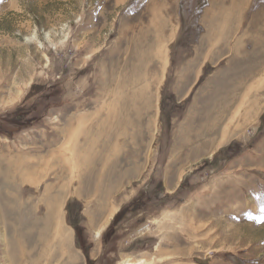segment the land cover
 Instances as JSON below:
<instances>
[{
  "label": "rangeland",
  "instance_id": "374dc122",
  "mask_svg": "<svg viewBox=\"0 0 264 264\" xmlns=\"http://www.w3.org/2000/svg\"><path fill=\"white\" fill-rule=\"evenodd\" d=\"M60 153L96 158L97 181L41 160ZM42 247L39 264H264V0L0 2V264Z\"/></svg>",
  "mask_w": 264,
  "mask_h": 264
},
{
  "label": "bare ground",
  "instance_id": "6f19581e",
  "mask_svg": "<svg viewBox=\"0 0 264 264\" xmlns=\"http://www.w3.org/2000/svg\"><path fill=\"white\" fill-rule=\"evenodd\" d=\"M217 4H219V2L217 3ZM224 3L222 2L221 4H219L221 7H222V5H223ZM216 6H218V5H216ZM224 7H225V5H224ZM230 10V9H229ZM232 10V9H231ZM224 12V11H223ZM236 18H237V15H236ZM216 20L214 21V23L212 24V27L213 28H215L216 26H217V24H218V18H215ZM143 27V26H142ZM146 29V28H145ZM138 32V31H137ZM136 32V33H137ZM151 34V33H150ZM158 38H160V36H158ZM156 40H157V38H156ZM161 41V40H160ZM159 41V42H160ZM151 51V50H150ZM142 53V52H141ZM218 53H220V52H218ZM140 55V54H139ZM141 57V56H140ZM149 57V56H148ZM145 58V57H144ZM138 61V60H137ZM132 65V64H131ZM146 66V65H145ZM137 73V72H136ZM135 73V74H136ZM142 75V74H141ZM138 77H140V76H138ZM137 78V77H136ZM124 85H125V83H123ZM124 105V104H123ZM122 105V107H125V106H123ZM127 106H129V105H127ZM109 107H111V106H109ZM121 107V108H122ZM141 108H144V103H142V106H141ZM130 108L129 107H126V108H124L123 110H122V112L123 111H125V115L127 116L128 115V110H129ZM117 112V111H116ZM137 112V111H136ZM147 112V111H146ZM109 113H111V114H109ZM107 115L108 116H106V114H104V120L107 118V120L106 121H104L105 123L107 122V124L110 122V121H112L113 120V117H114V109L112 108V111H111V109H110V112H109ZM121 113V112H120ZM119 115V114H118ZM128 117V116H127ZM116 119V118H115ZM121 119V118H120ZM70 120V119H69ZM103 121H102V124L104 123ZM130 122V121H129ZM78 123H79V121H78ZM121 123L122 124H126L127 123V125H129L128 124V120H121ZM111 124V123H110ZM114 124L116 125H114L113 126V128H116L117 126H118V124L116 123V120H115V122H114ZM113 125V124H112ZM81 126V125H80ZM103 126V125H102ZM101 127V126H100ZM105 127V126H104ZM119 127V126H118ZM71 128V127H70ZM110 128H112V127H110ZM66 130V129H65ZM99 130V129H98ZM103 130H104V128H103ZM116 131L118 130V129H115ZM77 131V134H79V136L81 135V128L80 129H77L76 130ZM100 131V130H99ZM109 130H108V128L106 127V130H105V133L107 134V132H108ZM100 133H102V130H101V132ZM115 132L114 131H110V133H108L107 134V136L109 135V136H112L113 134H114ZM66 134V133H65ZM71 134H75V133H73V130L72 129H70V131H67V134L66 135H71ZM99 134V133H98ZM105 135V134H104ZM93 137V136H92ZM104 137V136H103ZM78 140V143H77V146H76V150H78V149H80V142H81V137L79 138H77ZM96 139V138H95ZM109 138L107 137V140H108ZM74 140H75V138H74ZM89 141V140H88ZM104 141V140H103ZM109 141V140H108ZM108 143V142H107ZM106 145V144H105ZM106 147V146H105ZM107 149V148H106ZM103 151V150H102ZM59 152V151H58ZM109 153H111V151L109 152ZM96 154V153H95ZM105 154H106V152H105ZM110 155V154H109ZM108 155V156H109ZM101 157H103V156H101ZM116 157V156H115ZM108 159V158H107ZM41 160H42V162H45V163H50V160L52 161V163L54 164V165H59L60 167H61V172H62V174L60 175L62 178H64L65 176H67L68 175V181L69 180H71V176H69V175H72L74 172H76V171H78V172H80V173H82V174H84V172H81V170H83L84 168H86V166H88L89 164H93L94 165V162L97 160L96 158H94L93 156H91V157H88L87 155H84V154H80V155H77V154H68V153H60V154H54L53 156H51L50 157V159H47V158H41ZM113 160V159H112ZM116 161V160H115ZM113 162V161H112ZM56 163V164H55ZM98 163V161L96 162V164ZM115 163V162H114ZM51 164V163H50ZM95 164V165H96ZM95 165L93 166V168L91 169V171H89V172H91V173H89V175L91 176V178H90V180H91V182H89L88 181V176H85V175H79V178H78V182L77 183H79V184H84V185H86L87 184V186H88V188H89V184L90 183H92V181H94L95 182V180L97 181V179H98V177H99V172L96 174V170H95ZM101 165V164H100ZM52 166V165H51ZM104 167V166H103ZM112 167H113V165L111 164V167H109V168H111L112 169ZM26 168H28V167H26ZM50 169V168H49ZM102 169V168H101ZM38 170H40V169H38ZM100 170V169H99ZM105 170V169H104ZM26 171L28 172V170L26 169ZM110 171V170H109ZM112 171V170H111ZM39 174H41V172L39 171L38 172ZM103 173V172H102ZM108 173V172H107ZM113 174L112 175H110V177H113V175H114V172H112ZM104 174V173H103ZM76 175V174H75ZM88 175V174H87ZM98 175V176H97ZM106 175V174H105ZM109 175V174H108ZM122 175V177H123V174H121ZM89 176V177H90ZM97 176V177H96ZM85 177V178H84ZM96 177V178H95ZM88 178V179H87ZM95 178V179H94ZM73 179V178H72ZM86 179V180H85ZM106 180V179H105ZM110 180V179H109ZM114 180V182H113V185H119L117 182H119L120 180H121V178L119 177V175H117V178L116 179H113ZM61 182V181H60ZM94 182H93V184H94ZM68 183V182H67ZM108 183V182H107ZM110 184V183H109ZM83 185V186H84ZM101 185V184H100ZM105 185V184H104ZM104 185L102 186V188L104 187ZM112 185V186H113ZM87 186H85V188L87 187ZM110 186V185H109ZM106 187V186H105ZM115 187H117V186H115ZM78 189V188H77ZM105 190H106V188H105ZM109 193V192H108ZM106 195V194H105ZM104 201V200H103ZM41 234V233H40ZM124 263L125 264H135V263H133V262H129V261H124Z\"/></svg>",
  "mask_w": 264,
  "mask_h": 264
},
{
  "label": "crops",
  "instance_id": "0c3cea01",
  "mask_svg": "<svg viewBox=\"0 0 264 264\" xmlns=\"http://www.w3.org/2000/svg\"><path fill=\"white\" fill-rule=\"evenodd\" d=\"M221 47L218 49V51L216 50V52L214 53V54H219L218 52H220V55H221V53H224V52H222V45H220ZM236 56H239V55H236ZM246 56V58L248 57L247 55H245ZM256 56H257V53L255 52V54L254 55H249V58H251V60L252 61H255V67H257L258 65L260 66L261 65V68L260 69H262V66H263V59L260 57V59H259V62H258V56H257V58H256ZM240 59L239 60H241V56L239 57ZM248 60V59H247ZM249 61V60H248ZM258 64V65H257ZM228 70H229V68H228ZM230 72H232V71H230ZM249 78H251V77H244V78H242V77H240V76H237V79H238V81L237 82H234V84H233V89L235 90V89H244L243 87H244V83H245V81H247L246 79H249ZM256 78V77H255ZM233 81V78L232 79H230L229 80V84L231 83ZM225 85H228V83L226 82V84ZM226 91V90H225ZM224 92V91H223ZM226 92H228V91H226ZM226 92H224V93H226ZM149 93V92H148ZM144 100V99H143ZM146 100V99H145ZM152 100V99H151ZM115 110V109H114ZM116 111H119L118 109H116L115 110V112ZM125 117L127 118V120L129 119V117H127L126 115H125ZM113 124H114V122H113ZM118 124V123H117ZM141 124V123H140ZM115 125V124H114ZM118 127V126H117ZM122 134H123V132H122ZM117 134L116 133H114L112 136H109V141L110 140H112V137L113 136H116ZM127 135H130V133H128ZM127 135L124 137V135L123 136H118V137H122L120 140H118V143L119 142H124V143H129L130 141H134V140H136V138L134 139V138H131V140H130V138H128L127 137ZM80 148H81V145H80ZM86 154V153H85ZM14 168H16V169H18V167H17V164H15V165H12ZM11 166V167H12ZM36 172H39V171H36ZM119 175V174H118ZM56 186V185H55ZM59 186V185H58ZM65 186L66 185H60L59 186V189H61V190H65ZM61 192L59 193V194H54V195H52V193H51V197H49L48 198V200L50 201V203H48V206L49 205H51L50 206V208H48L47 209V211H48V213L49 214H53V215H55V216H57V212H55L57 209H55V207L57 206V203L58 202H56V199H59L60 198V196H61ZM50 209V210H49ZM55 210V211H54ZM49 214H48V216H49ZM49 222H47V223H49V224H51V220H48ZM54 221H55V231H56V233L57 234H59L60 235V233H61V227H60V225H59V223H58V221H57V218L56 219H54ZM73 240H74V246L80 251V253L82 254V256H83V260H84V262H85V254L83 253V251L81 250V247L80 246H78L77 245V243H76V241H75V234H74V232H73ZM39 249V250H38ZM37 249V251H39L37 254H38V256H37V258L35 259V260H33L32 261V263L33 262H37L38 264H39V262H44L45 261V248L44 247H42V248H38ZM36 252V249H34V252H32V251H28V250H25V249H21V252H19L21 255H20V257H19V260L21 261V262H23V261H26V262H29V257L30 256H32V254H34ZM56 253L54 252L53 254H52V257H53V259L54 258H56ZM67 256V255H66ZM52 257L51 256H49V260H51L52 259ZM67 260V261H66ZM62 262H63V260H62ZM62 262H61V264H62ZM64 262H65V264H74V261L71 259V260H69L68 259V256H67V258L65 257V260H64Z\"/></svg>",
  "mask_w": 264,
  "mask_h": 264
},
{
  "label": "trees",
  "instance_id": "16d2710c",
  "mask_svg": "<svg viewBox=\"0 0 264 264\" xmlns=\"http://www.w3.org/2000/svg\"><path fill=\"white\" fill-rule=\"evenodd\" d=\"M79 246V245H78ZM83 253L85 254V256L87 257V252L86 251H83ZM87 260V259H86Z\"/></svg>",
  "mask_w": 264,
  "mask_h": 264
},
{
  "label": "snow or ice",
  "instance_id": "6c2138e0",
  "mask_svg": "<svg viewBox=\"0 0 264 264\" xmlns=\"http://www.w3.org/2000/svg\"><path fill=\"white\" fill-rule=\"evenodd\" d=\"M0 2H2V0H0Z\"/></svg>",
  "mask_w": 264,
  "mask_h": 264
}]
</instances>
